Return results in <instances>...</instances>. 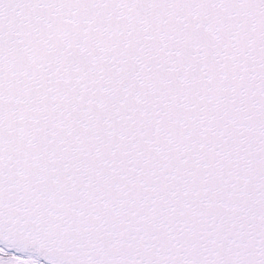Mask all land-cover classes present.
<instances>
[{"label":"snow or ice","instance_id":"obj_1","mask_svg":"<svg viewBox=\"0 0 264 264\" xmlns=\"http://www.w3.org/2000/svg\"><path fill=\"white\" fill-rule=\"evenodd\" d=\"M0 264H264V0H0Z\"/></svg>","mask_w":264,"mask_h":264}]
</instances>
